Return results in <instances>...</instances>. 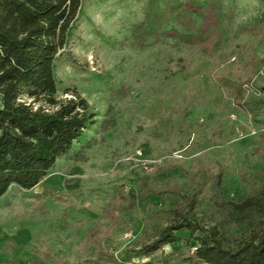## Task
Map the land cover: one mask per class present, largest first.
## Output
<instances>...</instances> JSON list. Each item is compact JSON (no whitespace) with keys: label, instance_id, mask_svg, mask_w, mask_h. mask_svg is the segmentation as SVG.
Masks as SVG:
<instances>
[{"label":"rangeland","instance_id":"obj_1","mask_svg":"<svg viewBox=\"0 0 264 264\" xmlns=\"http://www.w3.org/2000/svg\"><path fill=\"white\" fill-rule=\"evenodd\" d=\"M81 1L56 60V97L87 99L98 122L78 152L59 158L38 185H12L1 197L0 264H85L93 252L84 238L95 226L110 229L108 250L124 252L150 228L151 209H161L166 224L165 211L181 198L152 196L116 227L104 209L120 189L138 190V175L152 176L160 166L171 171L161 182L185 193L194 178L208 177L211 189L221 174V200L240 201L264 185V116L241 111L233 87H264V0H223L213 59L179 38L138 41L134 27L147 0ZM207 192L196 207L205 224L217 216ZM173 250H186L185 241L134 262L158 264Z\"/></svg>","mask_w":264,"mask_h":264},{"label":"trees","instance_id":"obj_2","mask_svg":"<svg viewBox=\"0 0 264 264\" xmlns=\"http://www.w3.org/2000/svg\"><path fill=\"white\" fill-rule=\"evenodd\" d=\"M82 13L81 0H0V199L12 185L31 189L53 169L57 160L78 152L98 120L87 99L58 100L56 60L68 45ZM226 16L223 0H147L144 19L134 27L142 44L164 37L179 38L213 59L222 39ZM231 85L233 82L227 79ZM233 84L235 104L252 117L264 116V87ZM253 92L252 95H249ZM43 103L38 107L23 97ZM48 105L49 107H46ZM264 119V118H263ZM171 171L160 166L154 175H138V190L120 189L104 209L116 227L139 204L166 194L181 198L165 211L150 210L153 222L122 253L108 250L103 240L110 229L95 226L84 243L92 258L85 264H135L167 245L185 241L186 250L167 253L158 264H264V185L240 201L218 199L223 176L194 178L191 193L161 178ZM210 190L217 216L205 224L196 207ZM189 231L190 237L178 234ZM195 241L192 250L191 244Z\"/></svg>","mask_w":264,"mask_h":264}]
</instances>
